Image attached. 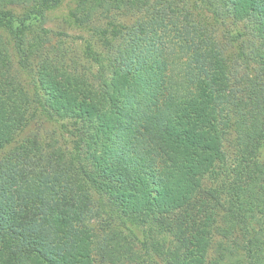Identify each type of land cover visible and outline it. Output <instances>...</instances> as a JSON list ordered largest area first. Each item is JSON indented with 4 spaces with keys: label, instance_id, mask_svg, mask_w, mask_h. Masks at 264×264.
Returning a JSON list of instances; mask_svg holds the SVG:
<instances>
[{
    "label": "trees",
    "instance_id": "16d2710c",
    "mask_svg": "<svg viewBox=\"0 0 264 264\" xmlns=\"http://www.w3.org/2000/svg\"><path fill=\"white\" fill-rule=\"evenodd\" d=\"M157 259L264 264V0H0V264Z\"/></svg>",
    "mask_w": 264,
    "mask_h": 264
},
{
    "label": "rangeland",
    "instance_id": "374dc122",
    "mask_svg": "<svg viewBox=\"0 0 264 264\" xmlns=\"http://www.w3.org/2000/svg\"><path fill=\"white\" fill-rule=\"evenodd\" d=\"M51 19H54V18H51ZM50 25H52V23H50ZM53 25H56V23ZM59 31H65V30H61V28L59 27ZM73 34H76V33H73ZM38 127H40V130H41L40 132L42 133V135H45V137L50 135L51 132L53 131V128L49 125H43V127L42 126H38ZM156 262H157V264H162V262L158 259L156 260Z\"/></svg>",
    "mask_w": 264,
    "mask_h": 264
}]
</instances>
